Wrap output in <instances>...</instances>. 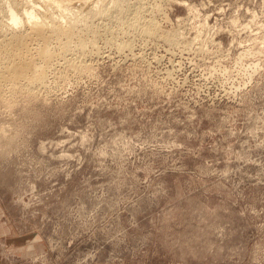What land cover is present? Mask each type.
Masks as SVG:
<instances>
[{
	"label": "rangeland",
	"instance_id": "obj_1",
	"mask_svg": "<svg viewBox=\"0 0 264 264\" xmlns=\"http://www.w3.org/2000/svg\"><path fill=\"white\" fill-rule=\"evenodd\" d=\"M145 1L157 36L0 92V264H264V0Z\"/></svg>",
	"mask_w": 264,
	"mask_h": 264
},
{
	"label": "bare ground",
	"instance_id": "obj_2",
	"mask_svg": "<svg viewBox=\"0 0 264 264\" xmlns=\"http://www.w3.org/2000/svg\"><path fill=\"white\" fill-rule=\"evenodd\" d=\"M147 2L0 0V92L6 90L12 96L22 88L44 86L50 67L60 59L83 72L88 68V52L99 54L102 40L121 52L130 46L128 39L120 40V34L137 33L143 38L158 35L156 15L162 7ZM69 55L75 57L69 59Z\"/></svg>",
	"mask_w": 264,
	"mask_h": 264
}]
</instances>
